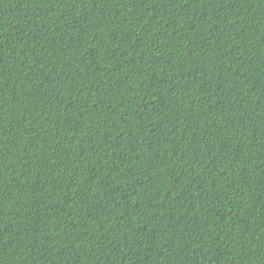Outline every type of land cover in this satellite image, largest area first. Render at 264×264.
<instances>
[{
  "label": "trees",
  "instance_id": "16d2710c",
  "mask_svg": "<svg viewBox=\"0 0 264 264\" xmlns=\"http://www.w3.org/2000/svg\"><path fill=\"white\" fill-rule=\"evenodd\" d=\"M0 264H264V0H0Z\"/></svg>",
  "mask_w": 264,
  "mask_h": 264
}]
</instances>
